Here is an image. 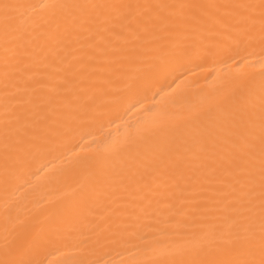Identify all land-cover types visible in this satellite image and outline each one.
<instances>
[{"label": "snow or ice", "instance_id": "1", "mask_svg": "<svg viewBox=\"0 0 264 264\" xmlns=\"http://www.w3.org/2000/svg\"><path fill=\"white\" fill-rule=\"evenodd\" d=\"M257 49L258 86L245 77L199 124L148 145L122 167L87 169L81 192L58 207L22 217L18 205L6 206L0 264H48L42 253L54 245L78 253L58 264H107L100 253L130 242L141 227H157L144 224L154 213L143 207L156 196L172 210L169 226L177 217L216 212L225 225L153 249L157 258L148 264H264V0H0L5 193L23 187L26 170L73 124L104 119L177 65ZM94 77L103 78L101 87L93 89ZM119 80L126 81L124 95L114 96ZM137 177L148 181L134 201L142 210L128 223L117 193Z\"/></svg>", "mask_w": 264, "mask_h": 264}, {"label": "bare ground", "instance_id": "2", "mask_svg": "<svg viewBox=\"0 0 264 264\" xmlns=\"http://www.w3.org/2000/svg\"><path fill=\"white\" fill-rule=\"evenodd\" d=\"M32 2L38 5L40 0ZM259 55L258 49L252 55L240 51L231 58L220 56L215 60L198 61L199 67L177 65L174 70L162 74L147 92L112 106L104 119L91 126L73 124L70 130L56 137L53 144L45 147L37 162L26 170L19 181L23 187L5 193L0 184V221L10 204L18 205L22 217L58 207L81 192L87 169L100 165L122 167L148 145L172 139L186 128L199 124L240 88L245 77H254L258 86L262 71ZM126 71L130 74L131 68ZM125 82L119 80L111 86L114 96L124 95ZM102 85V77H94L91 81L93 89ZM20 95L27 99L24 93ZM40 95L46 98L45 93ZM2 96L0 85V112L3 111ZM147 181V177L144 180L137 177L133 182L136 191L130 188L117 193L126 205L128 223L134 222L142 210L134 201L138 202L142 195L138 189ZM157 201H163V197L156 196L151 202L144 200L143 204L149 213H154L145 218L144 224L157 227H141L130 242L100 253L107 264H148L157 258L153 249L171 248L193 235L210 233L225 225L224 214L216 212L177 217L179 224L169 226L167 220L172 210H166L165 203ZM57 247L61 245H54L42 253L48 264H58L66 255L78 256L71 249L62 254L56 251Z\"/></svg>", "mask_w": 264, "mask_h": 264}]
</instances>
